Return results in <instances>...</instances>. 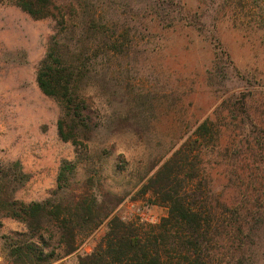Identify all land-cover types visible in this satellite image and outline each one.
<instances>
[{
  "label": "rangeland",
  "instance_id": "obj_1",
  "mask_svg": "<svg viewBox=\"0 0 264 264\" xmlns=\"http://www.w3.org/2000/svg\"><path fill=\"white\" fill-rule=\"evenodd\" d=\"M85 1L98 9L105 33L87 45L91 76L85 93L92 106L85 112L97 125V136L79 149L60 138L61 107L42 92L37 74L52 39L83 36L84 14L67 15L62 32L58 19H36L12 3H0L4 247L26 239L39 243L7 205L58 199L65 160L75 165L65 174L75 188L93 176L95 192L123 197L113 215L157 225L168 216V205L140 190L205 121L215 135L202 148L199 163L214 192L230 206L240 189L236 200L258 204L255 210L264 213L258 175L238 181L235 173L236 167L240 174L248 172L252 160L264 167V0ZM109 41L115 46L107 54L102 45ZM108 221L79 237L71 254L63 245L53 249L58 243L48 239L52 246L44 247L43 264H78L101 243ZM254 233L246 241L261 243L258 230ZM259 258L263 264L257 256L245 260L256 264Z\"/></svg>",
  "mask_w": 264,
  "mask_h": 264
},
{
  "label": "trees",
  "instance_id": "obj_2",
  "mask_svg": "<svg viewBox=\"0 0 264 264\" xmlns=\"http://www.w3.org/2000/svg\"><path fill=\"white\" fill-rule=\"evenodd\" d=\"M5 2L36 19H58L62 32L67 15L84 14L82 37L69 34L68 41L51 40L37 82L42 92L61 107L60 138L77 149L87 147L97 136V125L85 112L92 106L85 91L91 76L88 46L100 42L98 34L105 33L98 9L85 0H0ZM102 46L109 54L115 45L109 41ZM214 135L208 121L199 125L195 138L177 149L142 186V194L153 193L168 205V216L157 225L126 222L113 215L123 197L107 191L95 192L93 176L75 188L65 175L75 165L65 160L55 190L58 199L29 204L13 201L7 205L11 214L23 220L39 240V243L29 239L13 241L5 247L8 260L11 264H43L44 247L52 246L50 239L58 243L53 249L63 245L65 252L71 254L78 248L79 237L89 236L106 220L108 231L101 243L92 253L79 257L78 264H248L245 257L254 256L263 260L264 213L255 210L258 204L249 207L250 202L245 199L237 201L240 189L231 205L225 204L199 163L202 148ZM252 161L245 167L248 172L243 174L236 167L237 180L243 181L242 176L246 175L252 181L258 175L256 179H260L262 188L264 167L260 169L259 163ZM255 230L261 243L247 242ZM255 263L260 264V258Z\"/></svg>",
  "mask_w": 264,
  "mask_h": 264
},
{
  "label": "built area",
  "instance_id": "obj_3",
  "mask_svg": "<svg viewBox=\"0 0 264 264\" xmlns=\"http://www.w3.org/2000/svg\"><path fill=\"white\" fill-rule=\"evenodd\" d=\"M0 264H11V262L7 258L5 247L1 241H0Z\"/></svg>",
  "mask_w": 264,
  "mask_h": 264
}]
</instances>
